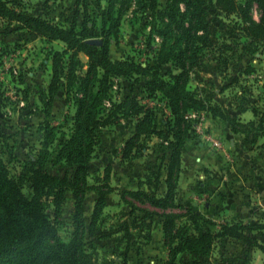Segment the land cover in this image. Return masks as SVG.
<instances>
[{
    "label": "trees",
    "instance_id": "16d2710c",
    "mask_svg": "<svg viewBox=\"0 0 264 264\" xmlns=\"http://www.w3.org/2000/svg\"><path fill=\"white\" fill-rule=\"evenodd\" d=\"M255 4L261 11L258 21L252 16ZM212 5L229 15L235 13L240 19L241 35L247 38L242 44L232 34L230 38L236 41L233 45L215 37L209 21ZM70 10L71 17L57 19L36 15L17 0H0V22L38 34L48 46L44 50L52 67L51 81L38 94L46 118L40 125L38 157L31 156L23 171L15 174L0 154V264H128L132 246L151 239L156 217L161 218L168 249L165 264H179L178 257L184 252L197 256L192 264H214L210 258L199 257L207 256L221 239L240 240L244 246H257L264 252V245L257 238L264 230V222L224 223L218 232H211L203 225L213 222L177 197L182 151L192 139V113L209 111L213 117L227 122L233 133H255L254 136L264 138V110L259 113V106L252 109L258 120L244 122L226 107L214 103L210 91L190 87L192 73L204 65L205 59L213 57L220 73L227 69L225 48L234 49L237 43L246 52L264 48V0H166L164 4L161 0H74ZM129 10L150 18L149 47L156 36L162 39L145 63L132 57H110L112 42L119 39L122 18ZM54 42L64 46L55 48ZM81 53L87 61H83ZM167 65L171 68L164 71ZM120 77L133 78L136 83L142 80L149 96L162 94L172 117L167 130L157 128L155 109L141 102L134 87L124 100H115L117 94L113 92ZM61 97L75 112L69 131L58 142L63 128L51 124L48 117ZM124 117L136 118L137 125L122 148V159L144 154L146 138L152 134L166 138L170 150L166 154V191L158 194L156 189L161 166L151 173L150 190H119L121 200L130 208L126 211L128 219L120 223L126 246L120 254L122 259L118 255L115 260L102 261L87 249V238L110 237L99 222L108 195L116 189L110 183V167L104 170L100 182L92 184L88 166L101 141L100 129L117 124ZM50 158L53 166L64 169L63 175L45 168ZM25 183L31 186L30 196L24 191ZM90 190H95L97 197L87 222L85 203ZM69 192L73 198V230L65 240L61 229Z\"/></svg>",
    "mask_w": 264,
    "mask_h": 264
},
{
    "label": "rangeland",
    "instance_id": "374dc122",
    "mask_svg": "<svg viewBox=\"0 0 264 264\" xmlns=\"http://www.w3.org/2000/svg\"><path fill=\"white\" fill-rule=\"evenodd\" d=\"M17 1L22 3L25 9L36 15L41 14L57 19L71 17L70 8L74 5V0ZM161 2L164 4L166 0H161ZM213 6L210 8L212 12L209 16V21L215 29V37L222 41L225 40L228 45H233L236 41L242 44L247 38L241 35L242 32L238 25L240 19L235 13L229 15L218 6ZM252 16L257 21L261 17V11L256 4L252 10ZM149 21L150 18L145 13L135 14L132 10H129L122 18L119 39L112 42L110 57L112 59L132 57L137 62L143 63L149 57L151 58L152 49L162 39L156 36L151 47L148 46V42H150ZM15 27L14 24L7 25L5 21L0 22V154L8 162L12 172L18 174L23 171V167L31 162V156L38 157L41 141L40 125L46 119L38 94L40 89L45 87V85L47 86L51 79V61L46 57V51L44 50L48 46L39 39L38 34ZM230 34L236 37V41L230 38ZM238 43L234 46V49L225 48L228 64L227 69L221 70L223 73L217 71L213 57L205 59L204 65L195 69L192 73L190 87L192 89L199 87L206 89L208 92L210 91L213 94L214 103L226 107L233 115L241 118L244 122L251 119L258 120L254 116L252 109L259 106V113L264 110V96L261 95V93H264V48L259 50L257 48L249 49L246 52ZM55 46L58 47L57 44ZM84 59L85 61L87 60L86 57ZM170 68L171 66L167 65L164 67V71H168ZM116 83L113 93L117 94L115 97L117 101H122L131 95V89L134 87V92L139 96L142 103L148 104L153 108L155 106L158 108L166 106L162 104L164 103L162 94L157 93L150 96L147 94L142 80L136 83L133 78L120 77ZM41 107L42 114L41 112L38 113ZM73 108L63 97L57 99L53 105L48 119L51 124L63 128L61 130L62 134H59L58 142L65 137L63 133L69 131L72 123ZM246 110L250 111L244 113ZM165 119L170 122L172 118L167 115ZM122 121L126 122L123 127H121ZM128 121L130 122L131 118L124 117L121 118L119 123L100 129L101 141L88 166L92 184L100 182L104 170L108 167L111 168V172L116 168L115 165H122L127 171L132 168L130 163L135 159L124 160L122 156L120 159L119 149L114 150L113 147L109 146L108 142L109 139L114 137L115 131L123 129L128 124ZM167 129L168 125L165 127V130ZM254 134H247L249 137H243L242 139H258L256 143H259L258 145L260 146L264 138L254 136ZM234 135L238 136L235 139H241L239 135L242 134L234 133ZM155 136L152 134L146 138L145 145H147V149L151 148L148 139ZM218 137L221 138L220 136ZM57 143L55 148H57ZM156 147L159 148V151L152 155V158H149L148 164H145V167L150 172L149 178L152 177L151 173L158 166H161V172L166 171L167 173V158L165 155L170 150L168 149L166 138H160ZM147 149H144L142 153H145ZM120 153L122 155V150ZM45 168L51 172H58L63 175L64 169L59 166H53L52 158L47 162ZM111 178L110 183L112 185ZM114 188L116 191L113 192V196L108 195L107 205L99 222L101 229L110 233V237L102 240L87 238V249L96 254L102 261L115 260L126 246L122 240L124 232L120 230V223L128 219V212L126 211H129L130 208L124 207V203L119 202L121 197L118 192L122 188ZM156 189L157 193L160 194L158 191L159 186ZM24 191L26 195H31L32 189L29 183H25ZM87 194L89 195L86 197L87 201L93 202L94 207L97 192L90 190ZM72 211L73 198L71 192H69L63 206V225L61 229V236L65 240L69 239L73 230ZM248 211L250 214L246 215L247 221L248 219H254V217L258 219L259 216L254 211ZM90 218L87 222L90 221ZM129 219L132 221L131 217ZM261 220H264V211H262ZM160 224L161 218H155L152 222L151 240L143 239L132 246L128 264H165L168 259V249L160 238L154 237V231ZM211 228V224L205 223L203 225L205 230H210ZM136 233L137 231H134V235ZM257 238L261 245H264V230L258 233ZM206 257L210 258L214 264H264V252L257 246H244L240 240L221 239L213 246L207 256L199 258L205 259ZM196 258L195 254L186 252L178 257V262L179 264H192L191 262ZM120 259H122L121 255Z\"/></svg>",
    "mask_w": 264,
    "mask_h": 264
},
{
    "label": "crops",
    "instance_id": "0c3cea01",
    "mask_svg": "<svg viewBox=\"0 0 264 264\" xmlns=\"http://www.w3.org/2000/svg\"><path fill=\"white\" fill-rule=\"evenodd\" d=\"M53 46L60 49L64 44L54 42ZM80 56L83 61H85V57L87 59L84 53H81ZM162 104L166 105L165 102ZM154 109L157 128L165 130L168 123L165 118L167 115L171 117L170 108L166 105L161 108L155 106ZM249 111L246 110L244 113ZM40 112L43 113L42 107L38 113ZM74 112L75 109L73 108L72 115ZM202 113L204 114L205 125L213 131L215 136L221 137L222 148H214L206 144L198 145L191 140L188 141L182 151V172L177 191L178 200L183 204H190L193 210L201 212L210 219L213 222L211 232H218L221 224L231 221L261 220L262 211H264V145H262L264 141L259 146V143H256L258 139H242L249 137L245 134L239 135L241 139H235L238 136L234 135L227 122L213 117L209 111ZM130 118L131 121H128L123 129H117L114 137L108 140L109 146L113 147L114 150L119 149L120 159L122 147L136 131L137 120L134 117ZM125 123L124 121L121 127ZM231 134L233 135L230 136ZM159 140L160 137L158 136L148 139L151 148L134 158L135 160L130 163L132 166L130 171H127L122 165H115L116 168L111 172L112 186L128 190L139 188L150 190L148 182L152 177L149 178L150 172L145 164H148L149 158H152V155L159 151V148L156 147ZM168 157L169 155H166L167 159ZM166 174V171H163L160 178L158 191L161 194L166 191ZM119 202L123 201L120 199ZM124 207L129 206L124 203ZM92 208L93 202L87 201L86 198V221L90 218ZM248 210L254 211L259 216L258 219L254 217V219L247 221L246 215L250 214ZM260 222H264V220ZM154 237L160 238L164 244L161 224L154 231ZM184 253H181L180 256Z\"/></svg>",
    "mask_w": 264,
    "mask_h": 264
},
{
    "label": "built area",
    "instance_id": "2783aa9c",
    "mask_svg": "<svg viewBox=\"0 0 264 264\" xmlns=\"http://www.w3.org/2000/svg\"><path fill=\"white\" fill-rule=\"evenodd\" d=\"M191 118L193 119L191 141L198 145L206 144L214 148H222L221 138L215 136L213 131L205 125L204 114L202 112L192 113Z\"/></svg>",
    "mask_w": 264,
    "mask_h": 264
}]
</instances>
